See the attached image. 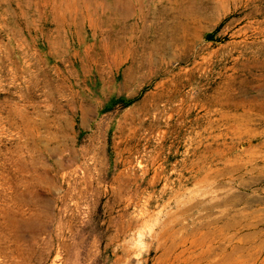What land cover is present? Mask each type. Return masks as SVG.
Returning a JSON list of instances; mask_svg holds the SVG:
<instances>
[{"label": "rangeland", "instance_id": "1", "mask_svg": "<svg viewBox=\"0 0 264 264\" xmlns=\"http://www.w3.org/2000/svg\"><path fill=\"white\" fill-rule=\"evenodd\" d=\"M180 3L151 60L0 0V264H264V0Z\"/></svg>", "mask_w": 264, "mask_h": 264}, {"label": "bare ground", "instance_id": "2", "mask_svg": "<svg viewBox=\"0 0 264 264\" xmlns=\"http://www.w3.org/2000/svg\"><path fill=\"white\" fill-rule=\"evenodd\" d=\"M60 1L61 6L54 8V13L66 20L74 21L75 16L80 15L93 18L99 15L103 18L102 27H118L114 33L111 42V49L114 51L127 50L132 52L131 48L138 45L147 48L145 39L152 37L149 49L151 60L157 58V46L164 50H169L177 41L175 35L186 32V29L193 23H201L207 19V15L217 13L218 5L206 7L212 12L200 13L191 9L182 7V0H46ZM77 1H81L83 6ZM56 4V3H55ZM147 4L150 8L145 9ZM206 9V10H207ZM213 15V14H212ZM209 17V16H208ZM160 38L169 40L170 46L166 42L157 40V34ZM189 34V31H188ZM186 35V34H183ZM229 260H232L229 258ZM233 264H236L232 261ZM223 264H230L223 263Z\"/></svg>", "mask_w": 264, "mask_h": 264}]
</instances>
